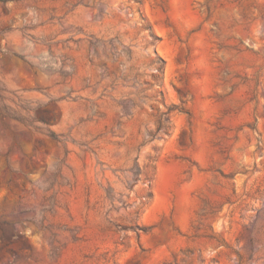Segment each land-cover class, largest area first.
Masks as SVG:
<instances>
[{
    "label": "rangeland",
    "instance_id": "obj_1",
    "mask_svg": "<svg viewBox=\"0 0 264 264\" xmlns=\"http://www.w3.org/2000/svg\"><path fill=\"white\" fill-rule=\"evenodd\" d=\"M5 111L0 264H264V0L0 3Z\"/></svg>",
    "mask_w": 264,
    "mask_h": 264
},
{
    "label": "trees",
    "instance_id": "obj_2",
    "mask_svg": "<svg viewBox=\"0 0 264 264\" xmlns=\"http://www.w3.org/2000/svg\"><path fill=\"white\" fill-rule=\"evenodd\" d=\"M16 1H18V0H0V3L4 4L7 2H16ZM94 56L97 59L99 58L97 55H94ZM91 63H92V61H91ZM156 64H157L156 71L151 75L152 78H155L157 75H160L162 73V70H163V62L162 61L159 60ZM99 71H100V75L102 77H105V76H113V78L116 77L115 72L109 71L106 64L103 62H101V64L99 65ZM136 76L133 77V80H136ZM133 106L134 105H133L131 100H126V101L120 103L121 116H123V117L129 116L130 110L133 108ZM173 110H175V108L169 107L165 112H162L159 114V116L156 120V133L168 131V129L170 127V125H169L170 114ZM0 117L14 120V121L20 123L21 125L26 126V127L30 126V128H32L35 131L38 130L37 127H32L31 125H29V123H27V121H25V119H23L22 117H17L15 115H11V113H7V111H5L4 114L0 112ZM34 120L46 127L49 124V122L52 121V115L50 112H44L41 115V117H38ZM43 135L46 136L51 141H54L56 143H60L58 136L48 129H47L46 133H44ZM38 142H39V140H36V143H38ZM130 173H131L130 180H133L136 182V181H138V178L141 176L142 171L138 166H136V167H134V169H132L130 171ZM106 198L110 201H113V198L109 194L106 196ZM135 229L138 231L146 232V230L144 228H141L138 225L134 226V230Z\"/></svg>",
    "mask_w": 264,
    "mask_h": 264
}]
</instances>
